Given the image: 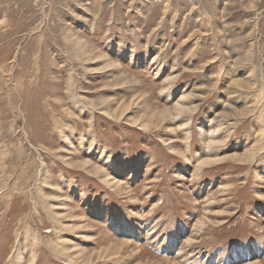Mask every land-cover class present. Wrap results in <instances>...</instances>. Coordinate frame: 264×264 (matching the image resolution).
I'll return each mask as SVG.
<instances>
[{"label":"rangeland","instance_id":"obj_1","mask_svg":"<svg viewBox=\"0 0 264 264\" xmlns=\"http://www.w3.org/2000/svg\"><path fill=\"white\" fill-rule=\"evenodd\" d=\"M32 253L264 264V0H0V264Z\"/></svg>","mask_w":264,"mask_h":264},{"label":"bare ground","instance_id":"obj_2","mask_svg":"<svg viewBox=\"0 0 264 264\" xmlns=\"http://www.w3.org/2000/svg\"><path fill=\"white\" fill-rule=\"evenodd\" d=\"M183 100V99H182ZM181 100V101H182ZM179 105H181V104H179ZM178 104L177 105H175V110H176V112H178V115H181V114H183L182 112H184L185 111V109L186 108H182V106H179ZM187 134V133H186ZM209 134H210V141L207 143V147H208V149H210V147L215 143L212 139L214 138V136H216L217 134H218V132H216V131H211V132H209ZM187 137L189 138V135L187 134ZM215 161H217V160H214L213 161V159H207V160H204V161H199L198 162V166H200L201 167V165H204V164H208V163H212V162H215ZM105 182L107 183V184H112V182H110L108 179H105ZM115 183V182H114ZM116 184V183H115ZM203 223H204V220L203 221H200V224H199V226H198V228L199 229H202V227H204L205 225H203ZM63 241V240H62ZM62 241H60V240H58V241H55V242H53L52 243V246H51V248L54 250V251H56L59 255H64L63 254V244H64V242H62ZM65 250H66V248H65ZM65 253V252H64ZM251 254V253H250ZM248 255H249V253H245V258H247L248 257ZM254 255H257V252L256 253H254ZM68 256H70V255H68ZM20 257V256H19ZM21 258V257H20ZM19 258V259H20ZM35 258H36V256H35V254L34 253H32L31 254V260H30V262H29V264H34V262H35ZM70 258V257H69ZM74 258V259H73ZM71 260L74 262V260H75V257H73ZM69 260V259H68ZM20 262V261H19ZM20 264V263H19ZM189 264H194V263H189ZM251 264H259V263H251Z\"/></svg>","mask_w":264,"mask_h":264}]
</instances>
